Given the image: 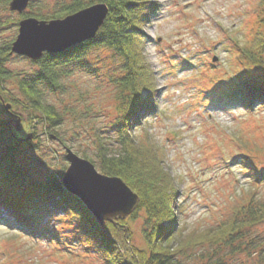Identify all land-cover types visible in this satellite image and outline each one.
<instances>
[{
    "label": "rangeland",
    "instance_id": "374dc122",
    "mask_svg": "<svg viewBox=\"0 0 264 264\" xmlns=\"http://www.w3.org/2000/svg\"><path fill=\"white\" fill-rule=\"evenodd\" d=\"M10 1L0 0V51L16 39L22 14L52 16L71 0H30L23 13L12 11ZM155 1L158 9L144 32L145 58L156 74L157 111L143 117V124L133 127V132L141 134V127L151 132L152 144L176 180L179 223L187 235H198L225 221L251 191L264 201V179L253 186L241 163L242 151L248 149L264 170V109L225 108L204 99L216 85L236 81L243 67L240 47L249 46L256 30L264 34V0ZM4 67L12 77L1 81L2 92L27 105L18 79L34 73L38 65L11 53ZM66 68L69 73L62 77L60 90L41 88L46 103L62 118L60 127L49 132L45 123L36 121L43 118L29 104L27 109L22 104L12 108L22 118L15 122L22 123L19 132L37 131V138L31 135L34 147L27 149L26 162L40 178L54 171L63 176L69 166L67 148L87 156L98 172L102 171L98 159L101 147L118 148L114 124L120 118L122 101L116 79L121 74L120 57L94 45L82 61ZM1 113L8 117L6 111ZM54 132L58 135H50ZM144 218L140 211L129 221L132 242L142 249L147 248ZM246 233L251 241L242 252L226 256L229 248H222L209 259L207 249L211 247L198 246L185 252L183 263L213 264L219 256L221 264H264V221ZM0 264L103 263L78 246L63 249L49 239L31 237L0 222Z\"/></svg>",
    "mask_w": 264,
    "mask_h": 264
},
{
    "label": "trees",
    "instance_id": "16d2710c",
    "mask_svg": "<svg viewBox=\"0 0 264 264\" xmlns=\"http://www.w3.org/2000/svg\"><path fill=\"white\" fill-rule=\"evenodd\" d=\"M99 3L107 5L108 14L93 39L62 53H45L35 61L38 69L20 77L18 83L27 105L43 118L36 121L45 123L52 132L60 127L62 118L53 106L46 103L41 88L60 90L62 77L69 73L68 64L82 61L91 46L106 47L120 57L121 74L116 79H119L122 101L120 118L114 124L118 148L108 150L102 146L98 159L100 173L121 178L138 195V205L127 217L99 222L79 197L64 188L60 173L54 171L42 178L34 175L26 162L27 149L34 147L33 141L26 139L29 133L23 135L17 130L22 123L15 124L20 116L12 110L14 105L22 103L18 99H8L1 89V81L12 77L4 67L11 54V42L0 51V95L6 104H11V113H8L0 99V222L31 237L49 239L63 249L78 246L85 253L94 254L103 264H184L182 258L187 250L207 245L211 247L207 249L211 254L207 256L209 259L220 254L222 248H229L226 256L242 252L251 241L246 236L248 228L264 221V201L251 191L215 228L205 229L198 235L196 232L187 235L179 223L176 180L166 169L159 149L152 144L151 132L146 127H141L139 135L133 132V127L143 124V117L157 111L154 98L156 74L145 58L147 36L144 32L158 9L157 2L71 0L52 16L30 12L22 14L20 20L28 17L48 21L63 18ZM238 56L243 67L236 81L228 86L224 83L216 85V89L208 91L204 99L211 105L225 108L264 109V34L256 30L249 46L240 47ZM22 105L27 109L26 104ZM5 111L7 118L1 117V112ZM31 135L37 138V131L34 129ZM50 135L57 136L58 133ZM242 152V169L250 175L253 186H259L264 179V170L253 160L248 149ZM83 158L90 161L87 156ZM140 211L145 216L142 232L146 249L133 244L129 227V221L135 220ZM221 262L218 256L213 264Z\"/></svg>",
    "mask_w": 264,
    "mask_h": 264
},
{
    "label": "water",
    "instance_id": "95a60500",
    "mask_svg": "<svg viewBox=\"0 0 264 264\" xmlns=\"http://www.w3.org/2000/svg\"><path fill=\"white\" fill-rule=\"evenodd\" d=\"M30 0H12L10 9L23 13ZM108 7L94 4L63 18L39 20L35 17L19 21V30L12 43L11 53L37 61L45 53L58 54L93 39L103 25ZM4 108L11 113V104ZM21 118L17 119L18 123ZM19 130V127L17 128ZM31 134L26 139H31ZM69 166L62 176L64 188L80 198L99 222L127 217L137 207L139 197L119 177H110L97 171L94 164L67 148Z\"/></svg>",
    "mask_w": 264,
    "mask_h": 264
}]
</instances>
